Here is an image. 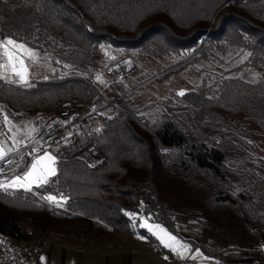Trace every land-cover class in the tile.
Wrapping results in <instances>:
<instances>
[{
  "label": "trees",
  "instance_id": "1",
  "mask_svg": "<svg viewBox=\"0 0 264 264\" xmlns=\"http://www.w3.org/2000/svg\"><path fill=\"white\" fill-rule=\"evenodd\" d=\"M0 37L46 52L56 69L68 71L27 87L0 78V102L16 110L88 112L75 123L98 118L97 127L82 125L57 149L48 184L0 189V234L40 238L63 229V240L77 245L116 233L152 238L140 225L146 218L180 237L175 216L183 213L196 217L193 226L224 236L236 231L260 245L264 161L246 163L240 154L248 152L251 125L264 136V0H0ZM101 45L183 60L194 53L183 64L196 75L186 102L143 112L148 105L121 96L107 110L93 107L103 94L84 72ZM198 60L205 65L192 67ZM244 64L258 68L255 79L208 67ZM49 194L62 197L61 206L42 199ZM22 217L31 220L29 231ZM201 247L216 264H228Z\"/></svg>",
  "mask_w": 264,
  "mask_h": 264
},
{
  "label": "rangeland",
  "instance_id": "2",
  "mask_svg": "<svg viewBox=\"0 0 264 264\" xmlns=\"http://www.w3.org/2000/svg\"><path fill=\"white\" fill-rule=\"evenodd\" d=\"M7 38L9 37H0V40ZM25 45L36 53L35 60L25 57L27 82L20 81L19 77L11 72V69H0V78L13 84L27 87L31 86L37 80H46L52 78L55 74L62 76L68 73L66 69H56L51 62L48 53L35 48L33 49L27 44ZM193 55L189 58L193 57ZM189 58L183 60L184 57L174 54L156 55L139 53L138 50L134 49H123L111 45H101L97 55L90 63L89 71L84 72V75L90 78L98 88H100L103 94L101 98H95L92 106L99 108L100 105H104L102 109L107 110L109 107L107 104L108 101L113 100L115 97L123 96L127 97L130 103L137 107L148 105L147 107H144L143 112L149 110L156 111L159 108H165L170 111L173 109V106H168L167 104H184L186 102L185 98L178 93L181 91L184 93L187 92L188 89L192 88V83H195L196 75L193 70H191L190 65L183 66ZM2 62L3 61H0V63ZM201 65L205 64L198 60L193 63L192 67H200ZM208 67H210V70H212V72L214 71L216 74L237 76L247 80L255 79L259 73L258 68L251 64H244L235 68H230V66L224 65L222 69L215 68L214 66ZM98 76L100 77L99 80L97 79ZM76 104V102L74 103V101H70L67 106H74ZM54 113H46L40 110H16L11 108L6 101L0 102V122H2L0 125V139L5 146L10 144V147H15V150L16 147L21 145L20 143L23 144L31 138L28 136L30 135V132H32V129H38L42 121L52 116ZM5 116L7 117V121L4 119ZM233 121L236 123V128H238V130L236 129L237 132L239 131L238 133L243 136V129L241 130L239 124V116H236V119L234 118ZM90 124H94V126L97 127L98 118L93 117V119L90 118L87 121L80 120L75 123V125L73 124L74 126L72 125L73 129L70 127L67 134L70 135L72 131H79L82 125L87 126ZM246 138L248 152H241L240 155L242 159L246 163H255L261 160L264 161V136L255 126L251 125V134L246 136ZM14 141H19V143H14ZM91 147L92 145L88 147V150H90ZM88 150H86V152H88ZM18 152L19 153H15L14 155L12 153L11 161L5 165V168L2 169L1 172L6 169H9L10 171L16 169L21 170L6 180H3V178L0 177L1 181L11 180L16 175H23L25 171L29 170L34 158L43 155L44 152L50 153L56 158V160L58 156V151L55 149H43L38 151L32 157H28V155L23 152ZM3 176L6 177L5 175ZM49 195L56 196L62 204V197L55 194ZM195 218L196 217L191 215L177 213L175 216L176 228L182 237H179L177 234L170 231L159 221L142 219L140 225H147V227H144L156 238L160 245H164L159 238L163 233L159 232L156 228L157 225L171 236H174L176 241L179 242V245L186 246L187 250L180 248L179 245L176 246L177 251L175 252L170 249L169 252L177 256V259L173 256L174 259L172 264H216L217 258L206 253L201 246L217 253L218 255V249H220L222 245H227L228 241L231 243V247L229 248L231 253H239L242 251L240 249L243 248V256H238L236 258L239 264H264V233H261L259 236L260 245L255 247L248 244L245 238L236 231H230L229 236L231 237H228V235L224 236L215 233V231L210 228L193 226L191 222ZM20 222L23 229L28 231L31 229L32 223L27 217H22ZM149 228L153 229V231H149ZM64 234L65 231L63 229H52L40 238H35L34 235H30L24 239L29 243V252L32 253L34 259L41 260L39 263L43 264L46 251L43 249L45 246L41 245V241L45 236L63 240L62 237ZM217 235L219 237H217ZM0 236L5 235L0 234ZM137 237L140 238L143 236ZM129 238L130 236L127 234L116 233V236L92 238L89 243H79L78 245H86V248L113 245L120 247L118 244L121 242H128ZM184 238H192L198 242V245L193 246L190 241ZM216 238H219V243H222L221 245L215 242ZM67 242L71 243L70 241ZM74 245L77 244L74 243ZM52 263L56 264V261Z\"/></svg>",
  "mask_w": 264,
  "mask_h": 264
},
{
  "label": "crops",
  "instance_id": "3",
  "mask_svg": "<svg viewBox=\"0 0 264 264\" xmlns=\"http://www.w3.org/2000/svg\"><path fill=\"white\" fill-rule=\"evenodd\" d=\"M35 131L30 132L28 137H32ZM0 143H3L1 139ZM10 146V144H7L6 148H13ZM20 170L16 169L10 171L6 169L2 172L0 171V175L6 176L0 177L6 180L14 176ZM144 220L147 219L144 218ZM144 237L145 236L129 239L128 242L122 243L120 247L113 245L86 248L71 244L59 238L45 236L41 241V245L45 246L43 249L46 251L43 264H53L52 262L54 261H56V264H172L174 259L173 256L177 259L176 255L169 252L171 248L160 245L154 236L152 238ZM217 237L219 236L217 235ZM228 237L231 236L228 234ZM215 242L220 245L222 244L221 242L219 243V238H216ZM230 245L231 243H229V241L227 245H222L221 248L218 249V255L228 264H239L236 258L238 256H243V248L240 249L242 251L239 253H231L229 251ZM40 261L39 259H34L32 253L29 252L25 256L23 264H40Z\"/></svg>",
  "mask_w": 264,
  "mask_h": 264
},
{
  "label": "snow or ice",
  "instance_id": "4",
  "mask_svg": "<svg viewBox=\"0 0 264 264\" xmlns=\"http://www.w3.org/2000/svg\"><path fill=\"white\" fill-rule=\"evenodd\" d=\"M25 57L31 60H35L36 53L31 49L26 47L24 43H20L13 38H7L0 40V69H11V72L19 77L20 81L27 82V66L25 64ZM99 80L100 77L98 76ZM179 95H184V92L181 91ZM5 121L7 117L5 116ZM35 131V129H32ZM14 143H19V141H14ZM14 150L13 148H6L4 143H0V161L4 160L8 152ZM37 151V149H33ZM56 158L48 152H44L43 155L37 156L34 158L29 170L25 171L23 175H16L11 180L0 181V189L7 192L9 189H24L26 191H31L33 186L40 187L49 183L50 177L56 175ZM42 199L49 201L57 206H61V201L57 199L56 196L48 195L42 197ZM63 199V198H61ZM130 216H134L133 213H128ZM147 227V225H144ZM160 233L163 235L159 236L161 242L165 247L171 248L172 251H177V245L179 242L176 241L174 236L168 234L160 226H156ZM149 231L153 229L149 228ZM180 248L186 249V246L179 245ZM43 259V258H42ZM167 259V258H166Z\"/></svg>",
  "mask_w": 264,
  "mask_h": 264
},
{
  "label": "built area",
  "instance_id": "5",
  "mask_svg": "<svg viewBox=\"0 0 264 264\" xmlns=\"http://www.w3.org/2000/svg\"><path fill=\"white\" fill-rule=\"evenodd\" d=\"M88 112L58 110L46 118L39 125L34 135L25 143L8 152L4 160L0 161V171L11 161L12 153L23 152L28 157L33 156L43 149H61L71 141L67 134L70 127ZM37 151H33V149ZM30 247L26 239L0 236V264H23Z\"/></svg>",
  "mask_w": 264,
  "mask_h": 264
}]
</instances>
